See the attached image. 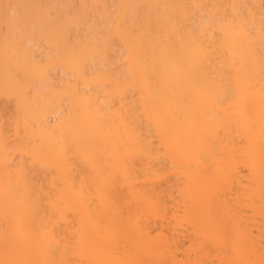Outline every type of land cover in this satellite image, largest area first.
<instances>
[{
    "label": "bare ground",
    "instance_id": "1",
    "mask_svg": "<svg viewBox=\"0 0 264 264\" xmlns=\"http://www.w3.org/2000/svg\"><path fill=\"white\" fill-rule=\"evenodd\" d=\"M230 3L247 4L254 22L214 25L198 45L176 39ZM259 5L0 0V264H264ZM13 11L19 38L4 23ZM97 37L108 40L109 66L128 86L110 104L80 105L70 128L57 119L66 105L49 113L53 155L33 169L40 126H25L5 87L14 92L17 75L40 87L50 70L60 89L64 66L48 56L65 43L92 48ZM21 169H32L25 181Z\"/></svg>",
    "mask_w": 264,
    "mask_h": 264
},
{
    "label": "snow or ice",
    "instance_id": "2",
    "mask_svg": "<svg viewBox=\"0 0 264 264\" xmlns=\"http://www.w3.org/2000/svg\"><path fill=\"white\" fill-rule=\"evenodd\" d=\"M4 7L7 9L9 6L5 4ZM80 7H87V5H81ZM193 7L201 6L194 5ZM259 7L261 9L260 27L261 31L264 32V0H260ZM217 8L223 9V14L221 16H202L201 24L197 26V31L183 28L182 22L177 21V23H181L183 30L176 39L190 45H198L201 43L203 32L211 29L214 25H234L237 20L244 25H251L254 22L251 14L244 15V12L249 8L247 4L230 3L218 5ZM229 9L231 12H229ZM16 18L17 14L13 11L11 17L5 15L4 23L9 27V35H15L19 38V33L13 32V21ZM74 22L77 24H88L89 20L87 17H76ZM131 39L134 40L135 37H131ZM107 45V39L97 37V43L89 49L84 47L76 48L67 43L63 47H57L48 56V60L64 66L67 80L60 89H54L51 86L49 82L50 70L43 72L40 87H34L31 83L25 82L23 77L19 75L14 77L17 82L14 92L9 93L7 86L5 87V94L14 97L17 109L24 117L25 126H31L34 133L36 132V125L40 126L37 148L30 157L33 169L45 166L53 155L48 146L53 143V137L57 134V127L50 123L48 119L49 113L60 105H66V107L60 109L57 119L59 120L60 117H63L70 128L80 105L86 102L91 105L93 97H95L97 104H110L111 99L115 98L119 90L128 86L127 79H122L114 72L113 67L109 66V61L105 55ZM89 62L93 65L91 76H89ZM32 63L36 67H40L41 64L34 58H32ZM81 81H83V84ZM101 96L103 99H101ZM56 159L58 164H63L62 159L59 157ZM4 163L7 167V153H5ZM31 170L21 169L17 175L21 181H25L27 178L26 171ZM41 194H43V189H41ZM152 211L158 213L162 212L163 209L156 207ZM262 235H264V232H262ZM52 239L55 240V228L52 231Z\"/></svg>",
    "mask_w": 264,
    "mask_h": 264
}]
</instances>
